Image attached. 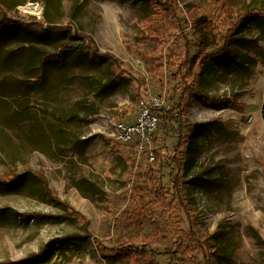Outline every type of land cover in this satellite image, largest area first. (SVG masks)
I'll return each mask as SVG.
<instances>
[{
    "label": "rangeland",
    "instance_id": "obj_1",
    "mask_svg": "<svg viewBox=\"0 0 264 264\" xmlns=\"http://www.w3.org/2000/svg\"><path fill=\"white\" fill-rule=\"evenodd\" d=\"M3 1L11 7L9 18L31 23L47 13L50 25L67 28L43 34L25 25L0 30V182L20 177L10 186L0 183V264H183L166 256L137 263L110 251L145 238L158 242L159 253L185 240L196 264H204V254L213 255L206 238L219 230L229 233L231 244L224 264H262L264 0ZM31 3L42 8V19L25 12ZM160 3L177 7L176 16ZM149 17L166 28L160 45L149 38ZM205 22L216 34L231 39L236 33L233 39L251 42L231 43L242 64L231 57L211 60L197 86L210 98L232 97L239 110L209 108L189 96L188 120L194 125L181 182L200 235L190 243L184 213L166 207L160 196L149 198L151 177L163 178L165 191L173 188V166L150 163L138 156L135 144L117 142L115 133L119 123L138 117L141 98L131 77L144 83V99L178 102L176 62L169 70L155 64L168 63L172 48H184ZM79 34L91 36L94 49L112 56L118 67L80 54ZM61 45L75 49L41 69L43 53H58ZM40 70L43 78L33 83ZM178 127L172 120L155 132L169 152L179 141ZM35 175L45 180L51 197ZM65 204L83 218L71 217ZM68 235L80 240L58 241L43 258L21 263Z\"/></svg>",
    "mask_w": 264,
    "mask_h": 264
},
{
    "label": "trees",
    "instance_id": "obj_2",
    "mask_svg": "<svg viewBox=\"0 0 264 264\" xmlns=\"http://www.w3.org/2000/svg\"><path fill=\"white\" fill-rule=\"evenodd\" d=\"M153 1V0H148ZM165 3H160L159 7L161 8L162 5ZM155 8V7H154ZM167 8L165 11L170 10V15L173 17L174 13L175 16L178 12L177 7L175 6H166L162 7ZM11 7L6 5L3 0H0V30L1 28L5 26H20L25 25L26 28L29 31L36 32L43 34L49 33L50 31H64L66 29V26H55L50 25L47 21V13L45 14L44 20L42 21H33L31 23H24V24H11L7 23V19H9V15L11 14ZM157 16H162L161 11L158 9H155ZM253 16V15H252ZM251 16L247 17L248 19ZM253 18V17H252ZM33 20H36L35 18H32ZM155 17H149L146 21V27L148 31L151 33L149 38L151 39V42L160 45L163 42L164 34L161 32L165 31L166 28H163L162 25L156 23L153 21ZM245 20V19H244ZM242 21V25H244L245 21ZM244 22V23H243ZM158 24V25H157ZM211 22H205L204 26L202 28H198L197 31L194 33L195 38L190 42L186 38L184 48L177 49L172 48V50L169 52L168 55V63L166 62L165 65L160 64L159 62L155 64V67L157 69H164L169 70L171 69V65L176 62L177 67V73H178V80L180 82L181 87V93L180 97L178 99V102L174 105L170 106L168 110L163 109H156L155 111L162 116V123L169 124L172 122V120L178 121V135H179V141L177 145L174 147L172 151H168V149L161 145L159 138L154 134L153 140H152V152L155 156V161L153 163H160L161 166H165V163H169L170 166H173L175 169L172 171L173 179L172 184L173 188L171 190H166L163 186V178L160 179H154L153 177L147 179L149 180L150 190L154 192V194H151L153 196H149V198L159 197L162 202L165 203L166 207L173 208L176 206L179 208L178 210L181 211V213H184L185 217L187 219L182 218L185 222V225L188 222V230L186 229L185 236L188 240L195 241L197 238H199L200 235H198L197 231L193 227V223L191 222L192 216H191V210L187 206L188 198L185 194L184 188L182 186L181 179L183 177V173L185 171V163L187 159L188 149L191 136H189V129L190 124L188 120V107H189V96L193 95L199 98L202 105L214 108V109H224V108H233L236 110H239L241 107L237 102L234 101L232 97H224V98H210L204 95H201L197 91V86L199 83V80L207 66V64L211 60L219 59L222 57H231L233 60H235L237 63L242 64L241 57H239L234 51L229 49L231 43L236 44L241 41L251 42L250 40H243V39H233L235 37V34L231 36V39L223 37L221 34L214 33L213 29L211 28ZM70 28V27H69ZM5 29V28H4ZM80 38L83 41V44L81 48L79 49L80 54L84 55L85 57L91 59V60H107L109 61L113 68L118 67L117 61L110 56L109 54H99L96 49H94L93 40L92 37L86 34H79ZM185 35H183L184 37ZM234 40V41H231ZM165 43L162 44L161 51L164 49ZM215 45H217V48H215ZM75 48L71 47L70 45H61L58 47L57 50L58 53L55 54H49V53H43L44 56L41 58V66L40 68L43 69L45 64L50 60H56L59 62L60 59H63V56L66 53L71 52ZM180 50V61L178 59H175V53ZM161 53V52H160ZM178 62V63H177ZM166 68V69H165ZM44 75V71H39V75L36 80H32L33 83H37L39 79H42ZM29 81V80H26ZM130 81L133 83V85L136 87V89L139 92L140 100H143L145 98V92L144 89V83L138 78L131 77ZM175 113H178V117L175 116ZM263 119H264V101H263ZM213 122V121H211ZM160 125V126H161ZM200 126V124H199ZM201 126H204L201 124ZM41 180L42 182V188L45 191L46 194L50 195L51 193L49 189L47 188V184L44 179L41 178L39 175H35ZM20 177L14 176L6 181L0 182L1 184L5 185H13L16 181H18ZM150 194V195H151ZM168 195L171 199H168ZM54 200V197H52ZM157 200V199H156ZM54 202H57L54 200ZM65 209L68 211L71 217H80L83 218L77 211H74L72 208H70L67 204L64 205ZM168 209V208H167ZM176 209V208H175ZM183 230V229H181ZM255 237L258 242H262L260 236L255 233ZM80 240L79 235H68L64 239L61 240H52L50 243L40 251L38 254H34L30 257H28L26 260L21 261V263L29 262L32 263L38 259H41L45 256L46 251L51 246H54L56 242L60 241L61 244H63V241H69L76 243ZM139 240V239H136ZM209 242H213L212 246L210 247L213 252L211 258H208L204 254V264H224L226 261H228V258L231 254V244L229 239V233L225 231H217L213 235L206 238ZM185 240H181L180 243L174 242V245L169 248L165 249L163 253H159L158 250L155 249L157 246V241L149 238H145L141 241H135V242H127L124 244L119 245V247L113 248L110 251L117 255L118 258L125 259V260H135V262H141L142 260H148L150 257H153L157 260L159 256H166L170 260H173L174 262H177L179 260H182L183 264H196V255L194 254V249L190 248L187 244L184 242ZM130 243V244H129ZM264 264V259L263 263Z\"/></svg>",
    "mask_w": 264,
    "mask_h": 264
},
{
    "label": "built area",
    "instance_id": "obj_3",
    "mask_svg": "<svg viewBox=\"0 0 264 264\" xmlns=\"http://www.w3.org/2000/svg\"><path fill=\"white\" fill-rule=\"evenodd\" d=\"M25 12L32 14L31 18L36 20L43 18L42 8L37 3L27 5ZM9 21L11 24L26 23L16 17L9 18ZM169 108L170 106L163 96H149L147 99L141 100L136 121L134 123H119L116 126L115 140L122 145L135 144L138 156L146 155L149 162L153 163L155 156L152 152V140L163 121L162 116L155 110H168ZM175 116L178 117V113H175Z\"/></svg>",
    "mask_w": 264,
    "mask_h": 264
}]
</instances>
